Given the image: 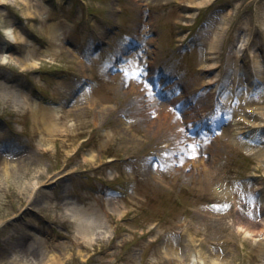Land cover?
Here are the masks:
<instances>
[{"label": "rangeland", "instance_id": "1", "mask_svg": "<svg viewBox=\"0 0 264 264\" xmlns=\"http://www.w3.org/2000/svg\"><path fill=\"white\" fill-rule=\"evenodd\" d=\"M201 1L1 2L0 264H169L168 242L264 264V78L252 71L264 65V0ZM229 63L241 77L229 93L245 96L216 105L205 80ZM181 94L199 102L184 107ZM154 98L171 104L194 154L174 148L178 127L157 141Z\"/></svg>", "mask_w": 264, "mask_h": 264}, {"label": "bare ground", "instance_id": "2", "mask_svg": "<svg viewBox=\"0 0 264 264\" xmlns=\"http://www.w3.org/2000/svg\"><path fill=\"white\" fill-rule=\"evenodd\" d=\"M20 1L23 2L25 0H20ZM212 1L213 0H203V1L199 2L198 5L202 6V5L211 3ZM1 2H3V0H0V5H1ZM220 33H221L220 25H215L213 27V37H212V40L210 42L208 57L205 59V62H209V63L208 64L203 63L204 69L208 70L209 72L216 71L217 68L220 67L219 63L215 60L216 57H212V54L218 48V43L220 41ZM10 40L16 41V38L14 36H11ZM55 55H56V52H53L51 56H55ZM6 57L7 56H5V53H3L2 56L0 57L2 63L7 62ZM21 63L27 64V67H29V68H31V67L33 68L35 66L33 63H28L26 60H21ZM236 66L237 65H235L234 63H231V64L229 63V65L227 67H224L223 73L221 75L220 74H214L211 76V78H209L208 80H205V81H210L209 83H205V84H209L211 86V88H214L212 95L208 91L206 92L207 93L206 97L211 100L210 102H214L216 105L223 104V105L229 106L230 102L228 99L233 94L239 100H241L245 96V94L240 92V91L239 92L238 91H234V92L231 91V93H229L230 91L228 90L231 79L233 81H238L241 79L240 70ZM252 71H253V75L255 77V80H261L264 78V65L262 64V61L259 58L255 60ZM236 83L237 82L234 83L235 86H236ZM0 88L5 90V89H7V86L0 84ZM208 90H210V89H208ZM177 99L178 100H181V99L188 100L189 98H188V96L181 94L180 97H178ZM192 99L193 98H191V101L195 104H197L199 102V100L196 101L195 99H193V100ZM216 100H219V103ZM263 102H264V100H263ZM149 103H152L151 106L153 105L154 107L155 106L157 107V113H158V115H161V118H162V119H160L159 123L157 122V119H156V121H154V124H157V126H159L157 128V130H154L152 132L154 134V136L156 137L157 141H159V143H161V142H165V140L172 138V136L169 134V129L172 128V130H174L178 127L176 134L173 136L176 139V141L174 140V143H175L174 148H176L177 152L185 150L188 152V154L190 156L192 154H194L193 151L191 150V148H190V150H191L190 151L189 149H185L181 144L183 141L186 140V136H185L184 132H182V123L183 122L181 119L178 118V116L172 114V112L170 110L171 104H167V103L159 104L158 100L156 98L153 99V102H149ZM139 106L143 111H145V113H146L145 115L150 114V107L151 106L149 104H147L145 102H140ZM197 106L200 109L201 105H197ZM253 107H254L253 109L257 108L255 106H253ZM38 109L33 110L35 114L37 113ZM258 109H261L260 114L262 116H264V106H262ZM152 110H153V108H152ZM79 111L80 110L77 107V110H75L74 112L76 114ZM70 112H72V111H63V112L61 111L60 114H58L57 116L62 118V117L69 115ZM200 114H202V112ZM169 117H171V119ZM257 117H258V115H257ZM164 123L168 124L167 128L160 126ZM209 130H210V132H212L214 130V127L209 126ZM149 131H151V130H149ZM226 134H228V133H226ZM172 147H173V144H167L166 147L164 146L163 150L172 149ZM246 147L248 149L253 148V146H249V145ZM160 150H162V149H160ZM1 161L2 162H0V165H3L2 171H4V175L9 174L10 169H9L8 160L7 159L6 160L1 159ZM163 165H164V167H166L165 172L173 173L172 169H170L171 160H169V158L165 159V161L163 162ZM199 165L200 166L197 165L196 170H197L199 175H202L201 179H203V177L206 175L204 177L203 181H205V183H207V187H209L210 183L212 182L211 179H212L213 175H207V173L205 174V172H204V171H208L209 166H205L204 162L200 163ZM209 174H211V173L209 172ZM245 231H246V234H250V232L248 230H245ZM85 236H86L85 238H88L89 236H91V234L88 233ZM88 240H90V238ZM165 247H166V254H168L172 259L173 258L175 259V264H206V261L201 257L200 254H195V255L193 254V250L189 246H187L185 249H182V248L180 249L177 246H174L173 243L168 242L165 244ZM60 260L61 259L59 257H54V258L50 259L48 261V263H46V264H58L60 262ZM210 262H211V264H226V262L223 261L222 258L219 256H215V258L213 257Z\"/></svg>", "mask_w": 264, "mask_h": 264}]
</instances>
